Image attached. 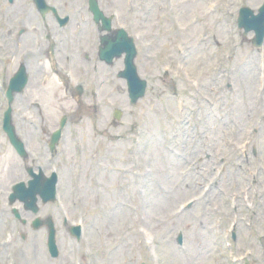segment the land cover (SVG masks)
Returning a JSON list of instances; mask_svg holds the SVG:
<instances>
[{
	"label": "rangeland",
	"instance_id": "374dc122",
	"mask_svg": "<svg viewBox=\"0 0 264 264\" xmlns=\"http://www.w3.org/2000/svg\"><path fill=\"white\" fill-rule=\"evenodd\" d=\"M214 1L218 10L207 9L205 0H99L107 14L118 11L114 26L122 25L136 42L146 95L131 105L126 82L115 74L114 84L104 88L105 106L96 111L79 108L77 97L62 86L50 95L52 78L45 86L30 81L13 103L14 121L30 153L23 160L1 129L4 83L25 60L40 76L43 69L32 66L37 60L31 52L47 32L33 0H0V264H238L233 259L253 250L261 258L242 264L264 262V241L247 242L245 232L239 243L230 238L236 220H264V149L257 167L238 173L240 145L249 152L264 146L260 56L240 39L234 23L237 7L250 0ZM48 2L71 17L69 27L52 32L63 51L75 50L78 26L79 41H89L92 19L87 13L82 22L76 16L82 0ZM263 2L251 0L253 8ZM121 63L115 62L114 72ZM33 86L45 89L44 95ZM64 113L69 122L51 155L40 130L50 132ZM28 167L59 175L57 200L39 202V216L56 224L57 259L48 253L46 227L18 224L16 229L9 222L16 220L12 208L27 220L35 218L20 202L9 201L12 186L29 180ZM238 197L245 206L247 197L255 201V207L238 209ZM64 220L82 223L80 242L71 238ZM179 232L182 246L176 244Z\"/></svg>",
	"mask_w": 264,
	"mask_h": 264
},
{
	"label": "water",
	"instance_id": "95a60500",
	"mask_svg": "<svg viewBox=\"0 0 264 264\" xmlns=\"http://www.w3.org/2000/svg\"><path fill=\"white\" fill-rule=\"evenodd\" d=\"M37 1V0H36ZM37 2H39V4H43V0H38ZM92 8L96 10V3H92ZM97 13V11H96ZM98 20V17H97ZM132 51V48H130ZM134 54V51H132V55ZM15 82V80H14ZM136 86L139 85L138 83L135 84ZM15 86L14 84H12V89H14ZM136 92L139 95H143V90L142 93L140 94V89H137ZM8 98L10 100V102L12 101V96L10 95V93L8 94ZM4 130L8 133V136L11 139V143L16 146V148L20 151L21 154L24 153V149H23V144L17 140V138L14 135V131H13V127L11 125V108H9V110L5 113V124H4ZM54 184H55V180H50L47 181L46 183H40V178L36 177L34 181L30 182V190L26 193H24V196H20V194H18V197L22 200H24L26 202V207L29 209H33L34 211L37 210L35 203L37 201L36 198V192L40 191L41 194L43 195V197L45 199L52 197L54 195ZM17 193H21L23 192L22 189H18ZM52 191V192H50ZM51 224V231H50V236H49V240H48V247H49V251L52 255V257H57L59 254L57 245H56V241H55V231L53 228V224ZM35 227H38L36 225H38L37 222L34 223ZM73 235H75L78 239L80 238V227H76L73 228Z\"/></svg>",
	"mask_w": 264,
	"mask_h": 264
},
{
	"label": "flooded vegetation",
	"instance_id": "af4514ba",
	"mask_svg": "<svg viewBox=\"0 0 264 264\" xmlns=\"http://www.w3.org/2000/svg\"><path fill=\"white\" fill-rule=\"evenodd\" d=\"M263 223L261 224H258L257 226L254 227V222L252 224V226H250V238L252 239L254 235L258 236V237H261V240H264V221H262ZM241 232H242V223H240L239 225V233L241 235ZM242 237L244 235H241ZM258 252H256L257 254Z\"/></svg>",
	"mask_w": 264,
	"mask_h": 264
}]
</instances>
